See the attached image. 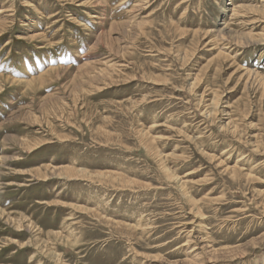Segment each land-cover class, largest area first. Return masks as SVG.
Masks as SVG:
<instances>
[{"label": "rangeland", "instance_id": "rangeland-1", "mask_svg": "<svg viewBox=\"0 0 264 264\" xmlns=\"http://www.w3.org/2000/svg\"><path fill=\"white\" fill-rule=\"evenodd\" d=\"M0 12V264H264V42L231 41L262 35L264 0ZM42 66L56 70L29 86Z\"/></svg>", "mask_w": 264, "mask_h": 264}, {"label": "bare ground", "instance_id": "bare-ground-1", "mask_svg": "<svg viewBox=\"0 0 264 264\" xmlns=\"http://www.w3.org/2000/svg\"><path fill=\"white\" fill-rule=\"evenodd\" d=\"M103 1H105V0H103ZM238 6H236V8L234 9V11H233V13H234V15H243L242 13H245V12H251V13H253V11L252 10H254V6H249V5H245V6H243V7H239V8H237ZM260 8V7H259ZM239 9V10H238ZM255 10L257 11L258 10V7H256L255 8ZM1 13V12H0ZM253 23H255V22H253ZM225 27V26H224ZM254 27V26H253ZM2 27H1V24H0V32L2 31V29H1ZM227 27H225V29H226ZM4 29V28H3ZM230 31V30H229ZM104 31H102L101 32V35H100V38H99V41H103V39H104V37H105V33H103ZM249 32H252V31H249ZM264 33V32H263ZM263 33H262V35L261 34H248V33H242L243 35H239V36H237V37H235L236 39H234V37H233V40H231V41H234V42H236V43H238L239 45L240 44H242L241 46H243V45H245V44H247V46L248 45H250L251 44V42H255V43H263L264 42V35H263ZM105 34V35H104ZM242 37H244V38H242ZM223 40H228V39H223ZM229 42V41H228ZM225 45V44H224ZM234 45V44H233ZM240 47V46H239ZM224 48V47H223ZM232 49V48H231ZM240 49V48H239ZM190 54L191 53H188L187 51H184V59H190ZM219 57H226V58H229V56H228V54H225V53H223L222 51H220L219 53H218V58ZM111 68H113V67H108V66H102L101 67V69H99V71L95 74V75H99V76H107V77H109L110 76V73L109 72H111ZM56 69H52V70H47L46 72H44V73H42L41 75H38V77H36V78H31V80L30 81H28V84H29V86H31L36 80H39L40 78H43V76L44 75H47V74H49V73H52V72H54ZM250 71H247L246 72V74H248ZM252 77V76H251ZM96 78H98V77H96ZM100 78V77H99ZM102 78V77H101ZM195 80H197V77H196V79ZM260 83H261V85H264V78L263 77H261L260 78ZM82 89H85L84 87L82 88ZM81 89V90H82ZM217 95V94H216ZM215 95V96H216ZM217 100V99H216ZM215 102V101H214ZM219 103V102H218ZM219 106V105H218ZM217 106V107H218ZM215 107H216V105H215ZM218 109V108H217ZM215 112H217V111H215ZM230 125V124H229ZM148 133L147 132H145V135H147ZM37 144V143H36ZM36 144H30V148H33V147H35L36 146ZM148 150H152V147H151V145L150 144H148ZM227 151V150H226ZM225 152V151H224ZM222 155H223V153H222ZM225 155V154H224ZM213 156V155H212ZM211 156V157H212ZM243 158H245V157H243ZM242 159V158H241ZM240 159V160H241ZM220 160H221V158H220ZM223 161V160H222ZM222 161H220V162H218L219 164H217V165H220V164H225L224 162H222ZM239 161V160H238ZM259 163V162H258ZM238 166V164H236L235 166H232V167H230V166H228V164H226V167H227V169L225 170V172H232L235 176H237V175H244V176H248V177H250L251 175V172H250V174H244L243 173V171L239 168V167H237ZM61 169L66 173V175L68 176V177H76L77 175H88L90 178H100V179H103V180H108V179H111V181L112 182H122V180L123 179H127L128 180V178L126 177V176H123V175H119V174H116V173H114V172H110V171H107V172H99V171H95V172H92V171H89L90 173H92V174H89L88 172H87V170H82V169H77V168H74V167H70V166H66V167H61ZM229 170V171H228ZM252 170V169H251ZM165 174H166V176L169 178V180L171 181V180H173L174 179V177H175V174L173 173V171L171 172L170 171V169L169 168H166L165 170ZM254 172V171H253ZM120 179H122V180H120ZM186 184H189V182L188 181H185V180H183L182 182H180V190L182 191V192H184L183 194H184V196H186V190H188V185H186ZM187 188V189H186ZM195 205H196V203H194ZM93 213H95V214H97V212L98 211H95V210H93L92 211ZM99 215V214H98ZM194 217L195 218H197V220L200 222V220H202L203 219V213H201V214H199V213H196V214H194ZM141 224H143V223H141ZM140 224V225H141ZM203 226V225H202ZM186 227H184L183 229H185ZM188 240H190V243L192 242V243H194V237L193 236H189V239ZM214 249H212V253H217L216 251H213ZM225 252H232L233 251V249H225L224 250ZM190 255H191V253H190ZM189 257V256H188ZM214 256H211L210 258H209V260H211L212 258H213ZM193 259H194V257H189V258H186L185 259V261H183L182 262V264H202L201 263V261H199V260H197V261H193ZM175 264H177V263H175Z\"/></svg>", "mask_w": 264, "mask_h": 264}]
</instances>
